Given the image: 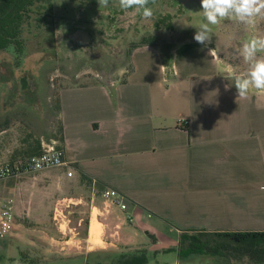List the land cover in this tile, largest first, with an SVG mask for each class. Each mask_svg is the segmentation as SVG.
<instances>
[{
  "label": "crops",
  "instance_id": "1",
  "mask_svg": "<svg viewBox=\"0 0 264 264\" xmlns=\"http://www.w3.org/2000/svg\"><path fill=\"white\" fill-rule=\"evenodd\" d=\"M129 58L120 77L58 91L54 115L62 139L50 138L59 140L69 166L45 174L50 185L63 188L57 202H96L111 187L129 205L125 212L104 199V209L94 206L97 239L91 240V217L82 249L65 257L100 253L103 260L143 246L147 264H179L165 253L178 251L182 232L264 231V93L250 89L247 98H237L234 77L243 73L194 39L137 46ZM25 150L24 137L6 121L0 162Z\"/></svg>",
  "mask_w": 264,
  "mask_h": 264
},
{
  "label": "rangeland",
  "instance_id": "2",
  "mask_svg": "<svg viewBox=\"0 0 264 264\" xmlns=\"http://www.w3.org/2000/svg\"><path fill=\"white\" fill-rule=\"evenodd\" d=\"M53 2V8L43 10L52 15L46 18L47 21L43 15L37 19L38 14L32 13L25 23L26 53L20 65L12 52H0V127L8 121L20 139L28 138L30 133L36 135L39 130L45 132L46 138L56 134L60 124L54 114L61 87L120 77L122 70L130 68L133 42L154 35L164 45H178L184 39H194L195 28L206 22L201 12V0H153L148 5L153 9L151 20L145 21L137 15L133 22L123 18L118 0H110L107 8L100 7L98 0ZM167 14L173 15L169 20L171 25L165 18ZM211 29L210 44L221 60L232 72L246 73L249 65L243 61L240 50L243 42L251 37L264 36V16L256 17L255 26L251 28L225 19ZM257 55L264 56V52ZM23 76L29 83L24 84ZM28 141L31 143L25 141V152L38 145L34 136ZM48 172L57 173V169L0 182V197L12 196L16 200L14 230L8 237L0 238V264H28L22 260L18 249L23 242L32 244L34 255L43 243L46 244L48 247L42 248L41 256L47 258L49 264L78 261L65 256L82 249L84 229L74 233L71 226L80 227L83 219L90 221L91 217L97 221L98 208L104 209L103 197L96 202L85 198L82 202L81 197L57 202L56 198L64 194H59L58 189L61 192L63 188L45 181L50 180L45 175ZM99 216L106 223L111 221L107 215ZM93 235L98 236V233L91 237L96 240ZM70 238L71 243H67ZM179 251V248L177 252L168 250L165 258H179V264H257L248 256L234 257L227 251L225 255L207 252L189 257H181Z\"/></svg>",
  "mask_w": 264,
  "mask_h": 264
},
{
  "label": "trees",
  "instance_id": "3",
  "mask_svg": "<svg viewBox=\"0 0 264 264\" xmlns=\"http://www.w3.org/2000/svg\"><path fill=\"white\" fill-rule=\"evenodd\" d=\"M153 0H151L152 2ZM53 0H0V52L10 51L17 57L16 63L20 65L22 56L26 53L23 31L25 23L32 17V13H37V19L43 15L52 16L49 11H43L45 8H53ZM173 17L172 14L165 16L167 21ZM164 19V18H161ZM172 22H168L171 25ZM160 40L157 36H143L137 42H133L130 48L132 50L141 45L158 44ZM24 84L29 83L26 76L22 77ZM56 109H59L57 100ZM32 133L28 135L32 137ZM52 136H48L49 139ZM62 139V126L59 125L56 134L53 136ZM28 138L25 141H28ZM37 141V140H36ZM31 143V142H30ZM41 152V138L38 145L25 152L23 155H33ZM90 181V180H89ZM79 230L84 229V236L88 233V220L83 219ZM151 237H153L151 235ZM214 240V241H213ZM21 244V243H20ZM42 248L48 247L46 244ZM39 249L37 255L32 254V244L23 242L18 249L22 260L28 264H49V260L41 256L44 251ZM179 252L181 257H189L196 253L211 252L217 255H225V252L232 253L234 257L245 255L251 258L257 264H264V231H236V232H182L180 235ZM36 254V253H35ZM40 254V255H38ZM100 253L88 254L74 257L78 259L71 264H147L149 262L148 250L143 246L104 255L100 260ZM80 259L82 262H80Z\"/></svg>",
  "mask_w": 264,
  "mask_h": 264
},
{
  "label": "clouds",
  "instance_id": "4",
  "mask_svg": "<svg viewBox=\"0 0 264 264\" xmlns=\"http://www.w3.org/2000/svg\"><path fill=\"white\" fill-rule=\"evenodd\" d=\"M110 0H98L100 7L107 8ZM151 0H118V6L123 11V18L133 22L137 15L145 21L153 17V9L149 7ZM201 12L206 22L196 27L194 40L204 46L212 41L211 26L219 24L225 19L235 20L248 27H254L256 17L264 16V0H201ZM125 27L127 24L124 25ZM212 51V49H210ZM264 36H253L243 42L240 55L249 65V69L242 75L234 77V87L237 98H247L250 89L264 93ZM264 191V186L261 188Z\"/></svg>",
  "mask_w": 264,
  "mask_h": 264
},
{
  "label": "built area",
  "instance_id": "5",
  "mask_svg": "<svg viewBox=\"0 0 264 264\" xmlns=\"http://www.w3.org/2000/svg\"><path fill=\"white\" fill-rule=\"evenodd\" d=\"M65 151L60 146L59 140L55 138H41V152L33 155L18 156L12 160L0 162V182L11 179H18L25 175H36L37 173L50 169L68 167ZM73 169L67 174L73 176ZM105 203L115 205L122 211L128 210V199L125 194L111 187L102 191ZM151 217V212L146 214ZM15 199L12 196L0 197V238L8 237L15 226ZM129 222H135L137 217L130 214L127 217Z\"/></svg>",
  "mask_w": 264,
  "mask_h": 264
},
{
  "label": "bare ground",
  "instance_id": "6",
  "mask_svg": "<svg viewBox=\"0 0 264 264\" xmlns=\"http://www.w3.org/2000/svg\"><path fill=\"white\" fill-rule=\"evenodd\" d=\"M97 226V221L95 220V219H93L92 220V222H91V228H90V230H91V234H93V233H95V234H97L98 233V231L96 230V227ZM100 231V230H99ZM100 233V232H99ZM92 237V236H91ZM93 237H94V235H93ZM95 237H98V236H96L95 235ZM94 237V238H95ZM96 241H93V243H95Z\"/></svg>",
  "mask_w": 264,
  "mask_h": 264
}]
</instances>
